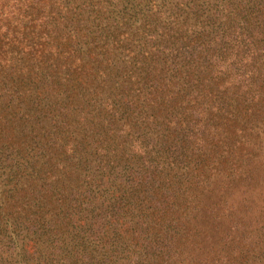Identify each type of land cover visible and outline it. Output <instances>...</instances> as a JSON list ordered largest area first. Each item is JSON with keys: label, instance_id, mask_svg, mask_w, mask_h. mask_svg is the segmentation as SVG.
Instances as JSON below:
<instances>
[{"label": "trees", "instance_id": "obj_1", "mask_svg": "<svg viewBox=\"0 0 264 264\" xmlns=\"http://www.w3.org/2000/svg\"><path fill=\"white\" fill-rule=\"evenodd\" d=\"M263 182L264 0H0V264H260Z\"/></svg>", "mask_w": 264, "mask_h": 264}, {"label": "rangeland", "instance_id": "obj_2", "mask_svg": "<svg viewBox=\"0 0 264 264\" xmlns=\"http://www.w3.org/2000/svg\"><path fill=\"white\" fill-rule=\"evenodd\" d=\"M250 196L245 198L244 196V202H246L245 205H248L250 210L249 212L245 215L247 216V220L249 223H251L250 228L246 229L244 233L251 231L254 228H260L259 226H262L264 228V221L261 224L259 221V212L261 209H264V182L261 183L260 187L257 189H254L249 192ZM245 219V217H243ZM257 225V226H255ZM251 239L255 242H257V245L254 249V252L257 254L258 259L256 262L260 264H264V237L260 235V231H257V235L252 237Z\"/></svg>", "mask_w": 264, "mask_h": 264}]
</instances>
